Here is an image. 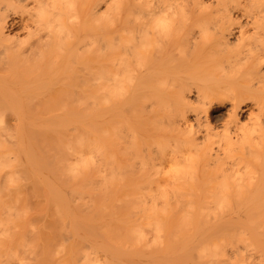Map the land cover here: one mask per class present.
<instances>
[{"label":"bare ground","instance_id":"obj_1","mask_svg":"<svg viewBox=\"0 0 264 264\" xmlns=\"http://www.w3.org/2000/svg\"><path fill=\"white\" fill-rule=\"evenodd\" d=\"M30 1L0 71V253L29 226L33 264H264V0H81L76 62L46 28L75 0Z\"/></svg>","mask_w":264,"mask_h":264},{"label":"rangeland","instance_id":"obj_2","mask_svg":"<svg viewBox=\"0 0 264 264\" xmlns=\"http://www.w3.org/2000/svg\"><path fill=\"white\" fill-rule=\"evenodd\" d=\"M76 2V9H74L71 4H67L62 8V12L58 15L59 18V24H56L54 26L50 25L47 26V29H50V36L54 38V44L50 46H54L55 49V58L59 59L60 61L66 58H69L73 60V62H76V59L81 55V52L86 50L88 41V35L89 33L85 35L82 34L83 30L85 29L83 25V20L87 21L89 23L88 19L89 16H85L83 12H81L79 6L81 4V0H75ZM2 0H0V5L2 6ZM33 2L30 0H24L20 1L19 3L15 2L13 7H10L6 11L5 23H4V35L6 36V42H9L7 44H15L18 43L20 47H27V45L35 39L36 32L31 30H27V28H23V22H25L26 19H28L31 14L35 13V6H33ZM34 7V8H33ZM50 7V6H49ZM54 8V7H53ZM51 10V8H50ZM48 10V11H50ZM53 10V9H52ZM51 12V11H50ZM48 13V12H47ZM36 16V15H33ZM44 18H47L43 16ZM50 22V21H49ZM62 22V23H61ZM87 26L90 25L86 24ZM46 33V30H44ZM44 37L46 35H43ZM4 41V40H3ZM6 42L2 45L0 44V71H3L5 66L8 64V59L5 57V52H3V46H6ZM49 46V47H50ZM48 47V48H49ZM5 51V50H4ZM219 106L216 108V111H213L214 115L211 118V121L213 124L217 125L218 127L221 126L222 122L225 118V106ZM246 115V112L244 113ZM220 129V128H219ZM13 209V207H12ZM14 210V209H13ZM2 212H7L6 208H3L1 210ZM31 213L33 212V208H31ZM4 215V214H3ZM33 215V214H31ZM30 215L31 219L32 216ZM29 215H27L28 220ZM37 217H35L36 219ZM34 219V220H35ZM37 219H40L37 218ZM30 220V219H29ZM11 222L8 223H0V236L3 235V231L1 229L3 227L11 228ZM25 245L18 250L20 255H22L23 258H19L17 254V250H13V253L10 254H1L0 253V259L3 260L7 264H33L36 261V258L38 256V252H36L33 247L31 241L33 240V231L29 226L25 228Z\"/></svg>","mask_w":264,"mask_h":264}]
</instances>
